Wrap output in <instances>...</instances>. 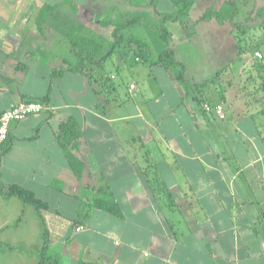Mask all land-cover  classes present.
<instances>
[{
  "label": "crops",
  "instance_id": "1",
  "mask_svg": "<svg viewBox=\"0 0 264 264\" xmlns=\"http://www.w3.org/2000/svg\"><path fill=\"white\" fill-rule=\"evenodd\" d=\"M85 1L0 0V113L24 100L48 106L12 122L0 151L4 191L18 184L47 204L37 209L49 238L44 264H264V107L245 101L246 116L213 124L214 104L224 120L234 105L211 81L189 82L176 48L198 25L222 24L190 13L166 22L184 87L138 37L113 47L126 16L147 21L152 10L157 25L176 11L173 0H114L108 24ZM207 1L205 10L225 0ZM124 8L139 11H115ZM81 48L105 59L53 79L79 64ZM70 118L81 137L65 147L60 126ZM11 226L2 221L0 235Z\"/></svg>",
  "mask_w": 264,
  "mask_h": 264
},
{
  "label": "rangeland",
  "instance_id": "2",
  "mask_svg": "<svg viewBox=\"0 0 264 264\" xmlns=\"http://www.w3.org/2000/svg\"><path fill=\"white\" fill-rule=\"evenodd\" d=\"M234 1L238 6V12L233 22H225L222 25L201 23L202 25H198V31L190 34L191 43L176 46L180 57L188 65V81L192 82V77L196 81H212L209 85L226 96L228 110L230 105H234L232 111L227 112V119H220L219 116L211 118L216 126L221 123L233 125L238 116H246L247 108L243 103L254 100V97H257L256 93L264 98V18L257 14V9L264 7V0ZM89 2L101 17L111 21L114 0ZM210 3L211 1L207 0H195L189 12L190 17L196 20L202 16ZM115 11L136 13L139 10L124 8ZM147 11L150 14L147 21L152 27L157 26L155 23L158 19L151 15L152 10ZM120 19L118 15L115 18L113 16L114 21ZM123 33L125 45L129 42V36L133 35L148 43L152 52L160 53L158 47L162 42H155L143 24L129 25ZM171 45L169 41L168 46ZM256 52H260L262 57ZM256 57L261 60L259 65L255 64ZM122 75L129 76L127 72ZM252 103L259 104L260 108L264 107L261 101ZM259 118L264 119L262 115ZM4 195L0 191V224L2 221H8L13 226L0 235V264H38L44 231L38 210L32 205L25 206L16 195L11 196L12 200L9 203L11 197Z\"/></svg>",
  "mask_w": 264,
  "mask_h": 264
},
{
  "label": "trees",
  "instance_id": "3",
  "mask_svg": "<svg viewBox=\"0 0 264 264\" xmlns=\"http://www.w3.org/2000/svg\"><path fill=\"white\" fill-rule=\"evenodd\" d=\"M193 1L194 0H173L174 5L176 6V11L170 14L160 15L159 22L155 27H152L150 23L146 21L143 15L126 16L124 21L117 24L113 30V39H114L113 47H118L124 43L123 42L124 29H126L129 25L135 24L136 22H141L145 26L147 32H149V34L152 35V38H154L155 42H162L160 47H158L159 48L158 50H160V53H157L158 62L161 63L165 68L171 69L174 72L175 79L177 80V82L183 84V86L185 87V78H184V69H183L184 66L182 62H179L177 60L173 49L170 46H168L169 41L171 39V33L166 27V22L168 20L177 21L180 20L182 17L188 15L191 10ZM237 12H238V6L236 2L234 0H225L219 8L210 6L205 11V13L202 16H200L199 21H208L211 19H215L219 24H224L225 22H233L234 19L236 18ZM257 14L260 17L264 18V7H259L257 9ZM102 23L108 24L110 23V21H108L106 17H103ZM76 27H78V29L81 28V26L78 25H76ZM73 30H74L73 26H68L69 33H71ZM76 54L80 60L79 64L76 65L75 67L67 66L65 68L53 70L52 72L53 79L62 76L66 71L81 72L82 63L85 60L92 61L95 63H101L103 59H105L103 57L97 60H93V58H91V53L87 52L83 48L79 50L77 49ZM256 59L257 60L255 64L259 65L261 63V60L258 57H256ZM254 68L258 69L257 67ZM256 95L257 97H254V99H259V101L263 103L264 98L259 96L258 93H256ZM206 103L213 104L215 102L208 101ZM60 133L62 135V140H63L61 141V143L65 147H67V145L74 146L76 142L80 141L81 131L79 129L77 122L73 118H70L66 122L61 124ZM67 155L72 169L75 171L77 175H80L82 171L81 160L78 158V156H76V154L73 151L67 150ZM0 191L3 192L5 194L4 196L8 198L13 195H16L25 206L32 205L38 210L47 206L46 202L39 199L33 191L18 184H10L7 190L4 191V186L0 182ZM105 202L107 209L111 211L114 210L113 212L117 210V204L107 200ZM115 213H118V211ZM48 249H49V238H48V232L47 230H45L43 237V245L40 251V260L38 264H44L46 262L45 257L47 256Z\"/></svg>",
  "mask_w": 264,
  "mask_h": 264
},
{
  "label": "built area",
  "instance_id": "4",
  "mask_svg": "<svg viewBox=\"0 0 264 264\" xmlns=\"http://www.w3.org/2000/svg\"><path fill=\"white\" fill-rule=\"evenodd\" d=\"M258 56H261L260 52H256ZM218 116L223 119L225 114L223 113V107L221 104H216L213 106ZM204 108L206 110H211L212 106L205 104ZM48 109L45 102L41 100H24L16 104H12L0 113V151L4 143L8 140L10 125L12 122L22 120L26 116L33 113H40ZM78 230L81 227L77 228Z\"/></svg>",
  "mask_w": 264,
  "mask_h": 264
}]
</instances>
